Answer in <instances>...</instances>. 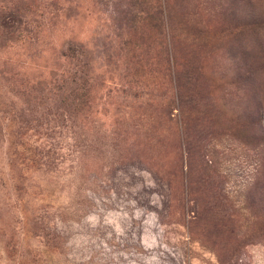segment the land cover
<instances>
[{
  "label": "rangeland",
  "instance_id": "374dc122",
  "mask_svg": "<svg viewBox=\"0 0 264 264\" xmlns=\"http://www.w3.org/2000/svg\"><path fill=\"white\" fill-rule=\"evenodd\" d=\"M6 12L0 264H264V0Z\"/></svg>",
  "mask_w": 264,
  "mask_h": 264
},
{
  "label": "trees",
  "instance_id": "16d2710c",
  "mask_svg": "<svg viewBox=\"0 0 264 264\" xmlns=\"http://www.w3.org/2000/svg\"><path fill=\"white\" fill-rule=\"evenodd\" d=\"M0 18H1L0 27H3L5 31L12 32L14 29V23H17L18 20H14L13 15L10 12H6L5 14H2Z\"/></svg>",
  "mask_w": 264,
  "mask_h": 264
}]
</instances>
